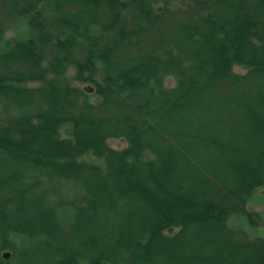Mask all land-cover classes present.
Masks as SVG:
<instances>
[{"label":"trees","instance_id":"trees-1","mask_svg":"<svg viewBox=\"0 0 264 264\" xmlns=\"http://www.w3.org/2000/svg\"><path fill=\"white\" fill-rule=\"evenodd\" d=\"M0 16L34 32L0 26V264L13 235L34 241L18 264H264V238L229 225L261 222L264 0H0Z\"/></svg>","mask_w":264,"mask_h":264},{"label":"rangeland","instance_id":"rangeland-1","mask_svg":"<svg viewBox=\"0 0 264 264\" xmlns=\"http://www.w3.org/2000/svg\"><path fill=\"white\" fill-rule=\"evenodd\" d=\"M0 26H3L5 29V36L7 39L11 41L14 40H28L29 38L34 36V32H32L29 26L26 23H17L16 21H8L5 20L2 16H0ZM6 39H3L0 42V48L5 47ZM235 70L240 73H245V69L242 67H236ZM63 136L70 137V133L66 130H63ZM112 146L118 147V141H110ZM126 144H122L121 148H124ZM85 160H89L88 162H94L98 166H105V163L97 158L96 156H87ZM248 211L256 212L261 216L260 226L252 228L246 218L244 217H233L230 219L229 225L232 228H240L244 229L248 232L250 237H263L264 238V189L259 188L254 195L250 198L249 203L247 205ZM12 240L14 241L15 249L14 250H6L3 252L5 255L9 253L8 264H18L19 257L21 252L29 250L34 245V241L25 236H12Z\"/></svg>","mask_w":264,"mask_h":264},{"label":"water","instance_id":"water-1","mask_svg":"<svg viewBox=\"0 0 264 264\" xmlns=\"http://www.w3.org/2000/svg\"><path fill=\"white\" fill-rule=\"evenodd\" d=\"M9 256H10L9 253H6V254L4 255V257L7 258V259L9 258Z\"/></svg>","mask_w":264,"mask_h":264}]
</instances>
